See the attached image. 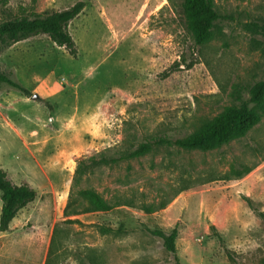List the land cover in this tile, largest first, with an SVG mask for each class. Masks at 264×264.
I'll return each mask as SVG.
<instances>
[{
  "label": "rangeland",
  "instance_id": "1",
  "mask_svg": "<svg viewBox=\"0 0 264 264\" xmlns=\"http://www.w3.org/2000/svg\"><path fill=\"white\" fill-rule=\"evenodd\" d=\"M77 1L75 54L42 33L0 42V70L29 91L0 84V167L37 191L0 232L1 264H44L49 246L50 264H173L151 230L174 227L182 264H264V114L216 149L157 145L96 167L74 188L119 205L63 213L79 159L183 135L234 103L236 90L248 96L264 78V39L249 26L264 24V0H214L222 18L204 44L180 0H0V22Z\"/></svg>",
  "mask_w": 264,
  "mask_h": 264
},
{
  "label": "trees",
  "instance_id": "2",
  "mask_svg": "<svg viewBox=\"0 0 264 264\" xmlns=\"http://www.w3.org/2000/svg\"><path fill=\"white\" fill-rule=\"evenodd\" d=\"M83 1L51 12H31L5 19L0 22V42L9 45L18 40L36 34H46L57 45L65 47L70 54H75L74 40L68 31V23L83 9ZM181 12L185 27L191 34L195 44L209 42L214 36L222 15L216 10L214 0H180ZM250 29L260 34L264 39V24L249 23ZM0 84H7L19 91L28 94L29 91L22 86L11 73L0 70ZM235 102L226 106L222 111L211 117H202L193 129L180 136L171 137L168 134H154L146 137L131 148L121 149L115 153L107 154L101 151L87 158L78 160L74 174L73 185L69 192L63 213L65 216L86 212H105L119 205L118 201L106 199L92 187L75 189V185L86 174L96 167L111 166L127 159L136 158L150 152L157 145H175L185 150H212L239 139L257 125L264 114V78L256 80L245 88L244 91L236 90ZM37 195L36 188L23 182L16 184L0 167V232L8 230L9 223L17 212L31 202ZM163 206V205H161ZM150 210L149 206H145ZM258 215L264 219V212ZM71 220V219H68ZM107 232L108 229H103ZM151 233L162 239L164 248L172 254L173 264H182L177 255L175 239L177 229L174 227L169 232L152 229ZM53 242V238H51ZM223 251L229 261L236 262L233 252L221 239ZM51 247L49 246L44 264H50ZM264 263V259H263ZM89 264H96L89 261Z\"/></svg>",
  "mask_w": 264,
  "mask_h": 264
},
{
  "label": "water",
  "instance_id": "3",
  "mask_svg": "<svg viewBox=\"0 0 264 264\" xmlns=\"http://www.w3.org/2000/svg\"><path fill=\"white\" fill-rule=\"evenodd\" d=\"M31 98H32V99H37V98H38L37 93H33V94L31 95Z\"/></svg>",
  "mask_w": 264,
  "mask_h": 264
},
{
  "label": "crops",
  "instance_id": "4",
  "mask_svg": "<svg viewBox=\"0 0 264 264\" xmlns=\"http://www.w3.org/2000/svg\"><path fill=\"white\" fill-rule=\"evenodd\" d=\"M3 235H0V237H2ZM1 248V247H0ZM0 264H1V256H0Z\"/></svg>",
  "mask_w": 264,
  "mask_h": 264
}]
</instances>
